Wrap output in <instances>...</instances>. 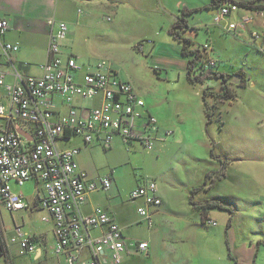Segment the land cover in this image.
<instances>
[{
	"label": "rangeland",
	"instance_id": "374dc122",
	"mask_svg": "<svg viewBox=\"0 0 264 264\" xmlns=\"http://www.w3.org/2000/svg\"><path fill=\"white\" fill-rule=\"evenodd\" d=\"M89 1L96 5V14L85 21L82 18L72 35L73 50L78 62L84 70L91 71L95 70L101 60L110 62L117 70L118 76L132 84L143 99L144 108L151 111L156 118L159 137L164 136L166 131H172V134L164 136L163 143L157 139L153 150H148L135 141L131 145L124 144L116 135H113L109 148L103 147L97 140L85 146L77 137L60 141L59 144L80 147L79 156L84 161L85 172L90 178L99 179L106 175L112 178L113 189L120 198L117 210L126 216V229L134 237H138L139 232L145 228L144 225L138 228L139 223L134 224L139 200L129 197L133 187L144 180H154L156 186L172 185L176 192L167 207L169 215L180 212L186 217L190 214L197 224L202 225L196 211L188 209L187 204L191 187L202 185L205 179L207 185H213L207 192H196L195 201L212 195H226V198L238 206L231 221L236 244L240 241H251L256 246L258 240L264 239V199L258 197L262 192L246 177L243 164L237 165L236 169L231 168L225 173L226 177L219 173L220 166L226 164L225 157L233 162L239 157L244 159L248 152L252 156L264 155V151L259 148L256 150L255 145H250L251 141L259 140L260 135H245L240 126V121H243L240 114L247 102L241 100L236 110H228L227 106L224 108L225 105H222L224 100H215L214 97L206 95V103L212 107L213 112L212 121L208 122L203 100L204 91L208 88L214 93L220 92V80L211 79L207 85L206 81L193 84L187 81V57L181 53V44L168 34L166 16L160 10L150 8L149 11L132 0H120L119 15L112 14L110 10H102L99 7L100 0ZM168 1L172 4L173 0ZM209 3L211 0H208L207 4ZM78 8L84 16L88 11V4L81 1ZM240 11L245 12L244 9ZM213 13V9L205 7L202 11L195 10L186 15L188 27L185 33L193 32L195 36V40L190 39L192 44L189 48H202V44L210 40L216 58L221 62L220 67H213L217 72L232 71L230 65H248V56L243 51L239 38L219 31V28L211 23ZM206 26L209 28V34L206 33ZM196 31L197 34L194 35ZM207 38L209 40H206ZM142 40L147 47L143 51L136 50L134 46ZM148 40L151 42H147ZM158 146L161 147L157 149ZM211 153L224 158V163H220L216 157L212 158ZM206 174L210 177H206ZM36 186L34 180H29L22 186L11 184L14 191L23 194L27 203L34 199ZM39 192L41 194L40 189ZM40 214L39 210L29 214L25 209L10 214L4 209L3 224L10 231L7 239L12 240L15 237V226H21L22 231L34 229L37 226L36 218ZM208 218L216 221V226L206 227L205 224L204 232H222L229 214L213 210ZM174 219L175 217L169 221ZM121 228L125 229L124 226ZM258 246L260 247L254 264H264V244L259 242ZM19 252L24 253L20 246ZM240 255L244 256H241V263H244L246 254L240 251ZM229 263L232 264L230 261Z\"/></svg>",
	"mask_w": 264,
	"mask_h": 264
},
{
	"label": "built area",
	"instance_id": "2783aa9c",
	"mask_svg": "<svg viewBox=\"0 0 264 264\" xmlns=\"http://www.w3.org/2000/svg\"><path fill=\"white\" fill-rule=\"evenodd\" d=\"M213 1L217 7L213 15L215 24H220L240 8L232 0ZM257 13L264 18V13ZM247 21L226 23L222 28L227 32L235 31ZM49 25L48 60L40 65L41 76L22 74L14 69L15 81L6 83L0 62V89L6 97V102H0V205L9 212L27 208L24 198L11 190V182L22 186L35 178L44 191L41 204L52 218L54 252L63 256L68 264H100V256L106 251L110 264H119L125 249L121 226L101 207H95L88 214L79 212L86 194L99 189L109 190L112 178L109 175L90 178L78 167L76 156L80 148L59 142L77 137L84 144H90L96 139L100 145L109 148L116 135L124 144L131 145L135 141L153 150L157 139L170 136L172 131L159 137L156 118L144 108L145 103L134 87L117 78L113 65L107 60L98 62L91 71L84 70L73 55L62 58L61 42L68 34V25L54 20H50ZM7 29V20L1 18L0 36ZM19 47L18 42H2L0 56L11 62ZM203 48L206 51V47ZM209 64L214 65L210 58ZM76 73H81L80 82L75 79ZM53 95L62 97L69 106L66 113L56 111ZM75 98L97 99L98 104L82 108V112L72 105ZM19 130L31 140H26ZM129 197L143 201L137 207V213L151 226L149 207H157L162 202L155 181L144 180L130 190ZM42 220L47 221L48 217L44 216ZM204 223L216 225L211 218ZM93 229H99L100 234L89 235ZM14 232L11 241H17L22 252L35 250V244L21 226H15ZM130 244L141 253L147 252L146 241ZM84 250L88 251V258H80Z\"/></svg>",
	"mask_w": 264,
	"mask_h": 264
},
{
	"label": "crops",
	"instance_id": "0c3cea01",
	"mask_svg": "<svg viewBox=\"0 0 264 264\" xmlns=\"http://www.w3.org/2000/svg\"><path fill=\"white\" fill-rule=\"evenodd\" d=\"M81 1L88 4V11L84 13V16L81 14L82 11L80 13L76 11L79 9L78 4H81ZM132 1L145 6L148 10L150 8L152 10H160L168 20L167 31L183 10L186 12H193L194 10L202 11L205 7H214L213 11L215 13L217 8L213 0H211L209 4H207L208 0H173L172 4H169L168 0ZM233 1L245 2L248 0ZM120 3V0H100L99 7L102 10H110L114 15H119V12H121L119 9ZM95 7L96 5L93 4L92 1L88 2V0H0V19L4 18L8 22V29L0 36V45L5 41L18 42L20 45L19 50L14 55L11 62L0 56L2 69L5 72L4 81L6 83H13L15 81L14 69L22 74L24 73L37 77L41 76L42 70L40 69V65L48 60V42L51 31L49 25L50 20L64 21L68 25V34L61 42V57L65 58L68 55H73L78 59L75 50H73L72 35H74L78 25H80L82 18H84L83 21H85V19H91L96 14L97 9L94 10ZM240 9L244 8H239L231 12L220 24H215L213 22V16L211 15V23L217 26L219 31L232 34L239 38V41L242 43V49L248 56V65H230L232 71H219L223 73L241 72L244 77L243 83L240 82L237 76L231 77L228 80L229 86L233 88L235 92V97L227 100V104H225V101H222V105H225L224 108L227 106L228 110H236L241 100L247 102L244 105V110H242L240 114L243 118V121H240L242 122L240 126L243 128L245 135H260L259 140L256 139L251 141L250 145H255L257 147L256 150L261 149V151H264V18L257 12L247 9H244L245 12H241ZM244 19H248L246 24L243 27H238L235 31L227 32L222 28L226 23L240 22ZM205 30L206 33H210L207 26ZM196 34L197 31L194 35ZM184 36L191 40H195L193 32L184 33ZM206 40L209 39L207 38ZM147 42L151 41L148 40ZM202 46L206 47L207 55L214 61V65L220 67L221 62L216 58V52L211 41H207L202 44ZM249 46L251 48H249ZM146 47L143 40L137 42L134 46L136 50L140 51H143ZM153 48L154 46L151 50H153ZM113 69L116 71L118 79L129 82L128 80L121 79L120 76H118L117 70L114 67ZM80 77L81 73L75 74L76 81L80 82ZM208 83L209 80L206 81V85ZM52 101L58 113L63 114L68 111L69 106L62 100V97L53 95ZM0 102H6V97L2 89H0ZM96 104H98L97 99L82 100L80 98H75L72 103L73 106L80 108L82 112L84 111L82 108H91ZM149 113L151 114V111H149ZM164 140H160L161 143H163L162 141ZM83 145L87 146L89 144ZM93 145L95 146V144ZM160 147L161 146H158L157 149ZM79 155L78 153L76 156L78 167L85 171L84 161ZM219 158L224 159L222 157ZM248 158L250 160H248ZM225 160L226 164L220 166L219 173L221 172V174L226 177L225 173L230 171L231 168L236 169L235 167L237 165L243 164L245 166L244 174L250 181L255 183L262 192L258 197L264 199V155L263 157L252 156V154L248 152L244 159L239 157L238 160L231 162L229 158L225 157ZM30 180L35 181L37 192L31 203H27L28 207L25 208V210L28 211L29 214H34V211L39 210L41 214L36 218L37 226L34 229L23 231L27 233L30 238H35L32 241L35 244V250L31 253L24 252L20 254L19 243L11 242V240L7 239L10 231H8L6 229L7 227L3 224L2 212L4 207L0 205V264H68L63 256L57 255L54 252L55 238L53 234V223L48 211L41 204V200L44 198V191L42 190L41 183L35 178ZM214 181L215 180H213V182ZM156 187L157 195L162 200L161 205L149 207L153 220L151 226H148L145 220L137 213V219L134 224L139 223L138 228L143 225L145 228L144 231L139 232L138 237H134V235L129 233L126 229L127 219L122 212L119 213L117 210L120 198L119 194L113 189V186L109 190L99 189L88 192L85 201L79 206V212L81 214H88L95 207H101L115 222L125 227V229H122L125 249L122 251V259L119 264H195L194 262L197 264H230L229 261H232L229 259L228 253L237 259L238 264H254L260 246H254L251 241L243 243L240 241L236 244L237 240L235 241L232 223L227 229L225 225V229L222 232L205 233L203 225L197 224L188 210L186 212L189 215H186V217L180 212H174L169 215L167 207L172 200L173 194L176 192L175 187L170 184L167 186L157 185ZM205 187L207 188L208 185ZM39 189L41 190V194ZM11 190L24 198L22 193L14 191L12 188ZM187 196L186 193L185 197ZM136 200H139L136 206L137 212V207L142 205L143 201L141 199ZM187 207L193 210L189 202ZM9 213L12 214V212ZM194 215H196V213ZM44 216L48 217L47 221L42 220ZM173 217H175V219L169 221ZM198 219L201 223L200 217H198ZM206 227L211 226L206 225ZM98 234H100L99 229L89 231V235L96 236ZM133 241H146L148 243L147 252L144 254L138 251L136 247L130 244V242ZM260 243L264 244V239L261 240ZM240 251L246 254L244 263H241L243 259L241 258L242 255H240ZM88 257V251L84 250L80 258ZM108 257V253L105 251L104 254L100 256V264H110Z\"/></svg>",
	"mask_w": 264,
	"mask_h": 264
},
{
	"label": "trees",
	"instance_id": "16d2710c",
	"mask_svg": "<svg viewBox=\"0 0 264 264\" xmlns=\"http://www.w3.org/2000/svg\"><path fill=\"white\" fill-rule=\"evenodd\" d=\"M233 1V0H232ZM214 2V1H213ZM216 4V2H214ZM237 5L240 8L247 9L249 11L253 12H262L264 13V0H248L245 2H236ZM209 8V7H207ZM214 7H210V9H213ZM195 11V10H194ZM192 13L191 11H181L180 15L177 16L175 21L170 25L169 27V34L178 41L181 44V53L182 55L187 57V69H186V79L189 83H203L207 80L211 79H218L220 80L221 84V91L218 93H214L209 90L208 88L205 89L204 95H203V100H204V105L206 109V114L208 117V122L212 121L213 118V112H212V107H209V105L206 103L205 97L206 95L212 96L216 99H221L224 101H227L229 99H232L235 97V92L233 88H231L228 84V80L231 77L237 76L240 79V82H244V77L241 72H217L213 69L215 65H210L209 64V58L207 55V52L205 49L201 47L199 48H194L190 49L189 46L192 44L191 40L187 37L184 36L185 29H187V20H186V15H189ZM212 150V149H211ZM212 158H215L216 156L211 153ZM216 159L220 163H224L223 159L216 157ZM224 161H226L224 159ZM206 177L208 174H206ZM207 185L206 181L198 187L192 188L190 191V196H189V203L191 204L193 210L196 211L198 216L201 219V224L204 225L205 219L209 217V214L213 210H219V211H224L229 214V218L226 223V229L231 226V221L232 217L235 215L236 210H238V206L228 198H226V195H212V196H207L204 199H200V201H195L194 199V194L199 191H204L207 192L211 186L213 185L210 184L206 188L205 186ZM35 238L31 237V241H33ZM263 240V239H261ZM258 240L257 244L261 241ZM229 259L233 262V264H238L237 259L232 256L230 253H228Z\"/></svg>",
	"mask_w": 264,
	"mask_h": 264
},
{
	"label": "water",
	"instance_id": "95a60500",
	"mask_svg": "<svg viewBox=\"0 0 264 264\" xmlns=\"http://www.w3.org/2000/svg\"><path fill=\"white\" fill-rule=\"evenodd\" d=\"M18 132H19V134H21L26 140H31V138H30L25 132H23L22 130H19Z\"/></svg>",
	"mask_w": 264,
	"mask_h": 264
}]
</instances>
